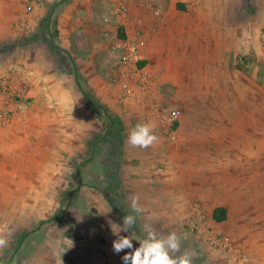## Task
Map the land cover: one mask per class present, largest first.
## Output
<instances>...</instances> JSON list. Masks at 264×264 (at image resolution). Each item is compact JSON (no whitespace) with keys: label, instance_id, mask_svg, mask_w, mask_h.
<instances>
[{"label":"rangeland","instance_id":"374dc122","mask_svg":"<svg viewBox=\"0 0 264 264\" xmlns=\"http://www.w3.org/2000/svg\"><path fill=\"white\" fill-rule=\"evenodd\" d=\"M30 2L9 0L8 12L0 13V35L6 30L0 36V66L16 70L21 63L19 42L28 35L34 44V33H21V25L29 21L24 8ZM173 3L177 8L171 10ZM179 3L154 0L160 13H147L139 5L142 10L131 15L144 16L150 28L143 36L136 23L133 32L139 44L146 38L155 41L154 59L148 60L154 91L144 104L148 111L159 107L158 118L177 112L173 126L169 120L163 126L154 119L159 140L148 148L127 142L129 131L145 123L139 118L143 114L138 103L143 102L125 94V74L118 65L115 44L127 37L118 35L106 50L97 47L92 60L73 59L58 44L56 12L47 17V9L43 18L52 35L38 34L34 45L50 56L58 80L69 85L73 78V97L67 96L66 106V95L58 94L62 105L57 108L41 106L44 97L35 100L23 91L13 97L20 104L17 115L0 127V237L8 241L0 248V264H61V259L63 264H124L121 257L131 249L113 251L117 237L111 226L134 215L135 225L121 235L143 239L145 222L137 214H150L152 208L139 204L140 212H134L132 193L146 183L153 167L161 168L167 181L187 182L192 205L186 210L200 218L194 229L197 221L185 222L176 255L187 250L192 264H230L228 254L208 245L206 234H229L233 229L240 233L248 226L249 210L244 217L240 203L248 173L250 183L259 180L264 189V0H201L196 8L191 2L179 8ZM99 38L93 36L90 43ZM75 73L95 103L106 106L113 117L90 109ZM133 155L140 156L141 165ZM138 167L141 175L134 176ZM111 187L115 190L105 195L103 188ZM111 199L121 208H114ZM218 205L227 207L222 222L211 216ZM260 206L264 209V194ZM256 218L252 228H259ZM67 238L73 242L70 248ZM242 239L235 236L234 245L241 246ZM133 247H138L136 240Z\"/></svg>","mask_w":264,"mask_h":264},{"label":"crops","instance_id":"0c3cea01","mask_svg":"<svg viewBox=\"0 0 264 264\" xmlns=\"http://www.w3.org/2000/svg\"><path fill=\"white\" fill-rule=\"evenodd\" d=\"M46 1L48 2L40 1L35 3L31 0L29 3L31 5V9H27V7L24 8V11H27L28 13L26 15V19H29V21L27 23L23 22L21 25V33L25 29H27L26 33H29V35L30 33H34L35 42L32 40L34 44L38 43V40L36 39L38 38V34L43 35L48 33L49 35H52L50 32L49 21L43 18L49 8L47 17H49V15L54 17V12H56V17L54 19L55 23H53L57 33V41L59 40L58 44L65 47V50L71 58H78L82 60H92L98 50L97 47L105 50L108 49L112 41H114V38H118L119 27H123L124 35L126 37H135L138 41L137 34H135L136 32H133L134 26L137 23L136 27L140 29L139 32H142V35L146 36V34L150 32V28L145 22L144 16L131 18V15H135L138 10H142V8H139V5H141V7L143 6V9L147 13H160L162 11V8H155L153 6L154 0H140L138 5L135 2L136 0H126L129 7V14L123 22L118 23L112 13L113 5L116 0ZM179 1V8H185L187 4L184 3L190 2V5H193L195 8L200 7L197 5L195 6V2H201V0ZM176 5L174 3L170 4V9L172 10V8ZM98 6L102 7L100 11H97ZM175 8H177V6ZM8 10L9 0H0V13L8 12ZM44 19L46 20L45 22L43 21ZM138 24L141 26H138ZM5 32L2 35L6 34ZM98 35H100L99 40L101 41L94 42L93 40L92 43H90L92 37ZM24 38V40L22 39L19 42L21 50H19L18 61L21 63L13 72V87L16 90L26 92L25 97L31 96L34 97L35 100H37V98L41 99V97H44V102H39L41 106L48 105L49 108H57L59 105H62L61 103H57L56 98L58 97V94H60V97L61 94H65L66 96L64 99L66 106L69 105L67 96L69 95L70 99L73 97V78L69 85L63 83L61 80H58L55 72L57 67L53 66V71L51 70L52 66H50L51 64L49 63L50 56H47L48 54H44V48L32 44L30 36L27 35ZM146 40H143V43L141 44H139L138 41L139 50L143 61H145L144 65L150 72H152L148 60L152 61V59H154L153 46H155V41L153 42L150 40V42H146ZM94 43L97 44L94 45ZM91 47L92 51H90ZM102 52L105 53V51ZM153 91L154 90L152 89L149 94L136 95L137 100L143 102L142 104L138 103V107L140 112L143 114V116H140L139 118L144 122L155 123L154 119L157 120L158 118L155 111L159 110V107H153L151 111H148V108L144 104V100L150 99L153 96ZM16 102V100H10L7 103L13 116L17 115V110L20 108V104ZM21 104L23 107L25 106L24 101ZM164 116L165 114H162L158 118L163 126L166 124ZM133 157H136L135 160L138 161L139 165L142 164L143 161L140 156L133 155ZM131 160H129V163ZM137 169L138 173H135L136 175L134 176L141 175V168L138 167ZM160 171L161 168L155 169L153 167V169L149 170L147 179L146 177L144 178L146 183L141 182L139 183V186L133 189L132 195L138 198V205L144 204L151 206L152 208L150 214L140 212L137 216H139V220H143V222H145V229H154L157 234H162L164 236L173 231L180 235L186 231L185 222H188L189 220L192 221L191 223L198 221L199 216L186 210L188 205H192V198L186 191L187 182H180V180L177 179L167 181L165 180V175ZM251 178V175L248 173L246 181H243V190L240 193V203L243 206L242 210L244 217L246 216V210H253V212L248 211L247 214L249 215L247 219L248 226L241 230L240 233L239 231L236 233L237 231H234L233 229L229 234L234 240L235 236L243 238L241 241V247H243L246 253H248L251 257L250 264H264V209H260L264 189H261L259 180L251 184ZM133 179L137 181L141 180L140 177H134ZM191 181L189 182L190 185H192ZM245 184H247V186H245ZM234 195V192H231L230 198L232 197L234 199ZM256 197L257 200H255ZM255 206L258 207L257 211ZM254 218L259 221V228L251 227V221H253ZM145 234H147L146 230ZM145 234L144 237L146 236ZM139 236L140 235H137V240H141V238L139 239ZM137 245L139 246L138 241Z\"/></svg>","mask_w":264,"mask_h":264},{"label":"built area","instance_id":"2783aa9c","mask_svg":"<svg viewBox=\"0 0 264 264\" xmlns=\"http://www.w3.org/2000/svg\"><path fill=\"white\" fill-rule=\"evenodd\" d=\"M31 9V5L27 6ZM116 22L121 23L129 14V7L126 0H116L112 10ZM264 29V24H263ZM115 49L119 53L118 65L120 71L123 72L125 78V94L128 96L137 94H149L154 88L155 81L153 74L145 65H140L143 61L140 54L139 44L135 37L126 39L119 38L116 41ZM13 72L9 66H0V127L7 126L12 119V113L8 107V101H12L15 95H19L20 91L13 87L12 79ZM130 83L132 85H130ZM134 86V87H133ZM168 118V119H167ZM164 120L171 126L177 120V112L170 111V114L164 116ZM200 221V218L199 220ZM192 225V229L197 228L199 222ZM208 245L215 250L226 253L229 256L230 264H250L251 257L241 246H235L233 238L228 233L207 232L206 234Z\"/></svg>","mask_w":264,"mask_h":264},{"label":"clouds","instance_id":"9594fccd","mask_svg":"<svg viewBox=\"0 0 264 264\" xmlns=\"http://www.w3.org/2000/svg\"><path fill=\"white\" fill-rule=\"evenodd\" d=\"M158 140L155 125L150 122L138 123L129 131L127 137L129 145L138 148L151 147ZM131 208L134 212L141 210L138 206V198L135 196L132 197ZM135 223L136 216L129 214L123 217L122 225L113 223L116 227L111 226L113 235L117 237L112 242L113 251L120 253L125 249H131L121 257L124 264H192L191 252L185 250L183 254L176 255L180 251L181 243L178 234L174 231L164 236L158 235L154 229L148 228L146 236L141 240H137L135 235H121L122 232L129 233ZM133 240L139 242L138 247H133ZM7 243L6 238L0 237V248L5 247ZM72 246L73 242L71 241L68 248ZM61 264H63L62 259Z\"/></svg>","mask_w":264,"mask_h":264},{"label":"trees","instance_id":"16d2710c","mask_svg":"<svg viewBox=\"0 0 264 264\" xmlns=\"http://www.w3.org/2000/svg\"><path fill=\"white\" fill-rule=\"evenodd\" d=\"M118 35L119 36H122V37H124L125 35H124V29H123V27H119L118 28ZM144 63H145V61H141L140 62V65H144ZM242 69L244 70V67H242ZM74 79H75V81H76V83L78 84V86L80 87V89H81V91H82V94H83V96H84V98H85V101L88 103V105H89V107H90V109H92V110H98V109H100V110H102V111H104L105 112V115L107 114V115H109L110 117H113L112 115H111V113L109 112V110H108V108H106V106H104V105H102L101 103H95V101L93 100V98H92V95L90 94V92L89 91H87L81 84H80V80H79V77H78V74H74ZM112 120L114 121V118H112ZM176 125V124H175ZM108 126H112L111 124H108ZM103 189H105V190H103V192H104V194L106 195V194H109V193H111V192H113L114 190H115V188L114 187H111V188H103ZM119 194H121L120 192H119ZM120 196H125L126 197V195L124 194H121ZM110 201V203H111V205H113L114 206V208L116 207L117 209H118V207H120V206H117L116 204H114V200H109ZM116 203V202H115ZM121 208V207H120ZM212 217H213V219L215 220V221H217V222H222V221H224V220H226V218H227V209H226V207H224V206H222V205H218V206H215L214 208H213V214H212Z\"/></svg>","mask_w":264,"mask_h":264}]
</instances>
